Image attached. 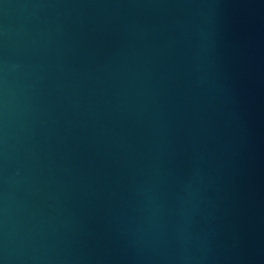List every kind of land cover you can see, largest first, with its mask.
I'll return each instance as SVG.
<instances>
[{
  "label": "water",
  "instance_id": "1",
  "mask_svg": "<svg viewBox=\"0 0 264 264\" xmlns=\"http://www.w3.org/2000/svg\"><path fill=\"white\" fill-rule=\"evenodd\" d=\"M0 264H264V0H0Z\"/></svg>",
  "mask_w": 264,
  "mask_h": 264
}]
</instances>
